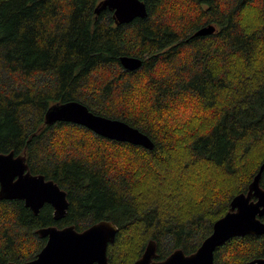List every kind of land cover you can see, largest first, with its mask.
<instances>
[{
	"label": "trees",
	"instance_id": "1",
	"mask_svg": "<svg viewBox=\"0 0 264 264\" xmlns=\"http://www.w3.org/2000/svg\"><path fill=\"white\" fill-rule=\"evenodd\" d=\"M99 1L0 0V152L25 154L69 200L59 220L51 204L36 214L0 200V264L36 257L42 227L103 219L119 227L111 264H134L151 239L157 260L193 253L264 163V0H143L148 15L125 24L110 9L96 14ZM210 24L214 33L194 35ZM124 55L143 63L128 70ZM71 100L138 128L154 148L45 123L51 104ZM259 257L264 234L236 236L214 264Z\"/></svg>",
	"mask_w": 264,
	"mask_h": 264
},
{
	"label": "water",
	"instance_id": "2",
	"mask_svg": "<svg viewBox=\"0 0 264 264\" xmlns=\"http://www.w3.org/2000/svg\"><path fill=\"white\" fill-rule=\"evenodd\" d=\"M104 9L113 11L117 24L130 23L137 17L144 18L148 10L143 0H101L95 7L96 14ZM216 31L215 25H207L195 32V36ZM128 70L139 68L143 60L137 56L120 58ZM72 122L85 126L95 134L108 139L128 142L153 149L154 141L147 134L129 123L91 111L80 101L71 100L51 104L45 112V123ZM264 163L249 185L247 192L234 196L225 215L217 219L212 232L196 251L186 254L182 249L173 251L163 260H157V243L151 239L134 264H214L215 251L223 243L236 236L264 234V188L260 179ZM22 199L25 205L38 214L46 204H51L54 217L59 220L67 214V191L56 181L30 170L27 156L13 151L0 152V200ZM119 227L103 219L80 231L75 225L58 227L51 225L37 230L46 243L36 257L24 262L8 264H111L108 247L116 239ZM247 264H264V257L252 259Z\"/></svg>",
	"mask_w": 264,
	"mask_h": 264
},
{
	"label": "rangeland",
	"instance_id": "3",
	"mask_svg": "<svg viewBox=\"0 0 264 264\" xmlns=\"http://www.w3.org/2000/svg\"><path fill=\"white\" fill-rule=\"evenodd\" d=\"M169 170H170V172L168 173L169 174V176H168V183L171 180H174L176 178V176H175V174H176V168L174 169V166H172V168L169 167ZM168 241H170V239Z\"/></svg>",
	"mask_w": 264,
	"mask_h": 264
},
{
	"label": "bare ground",
	"instance_id": "4",
	"mask_svg": "<svg viewBox=\"0 0 264 264\" xmlns=\"http://www.w3.org/2000/svg\"><path fill=\"white\" fill-rule=\"evenodd\" d=\"M195 34V33H194Z\"/></svg>",
	"mask_w": 264,
	"mask_h": 264
}]
</instances>
